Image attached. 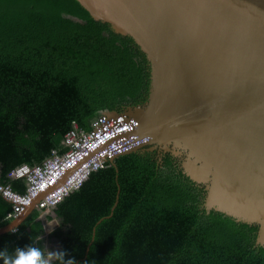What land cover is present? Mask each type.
Instances as JSON below:
<instances>
[{"label": "trees", "instance_id": "trees-1", "mask_svg": "<svg viewBox=\"0 0 264 264\" xmlns=\"http://www.w3.org/2000/svg\"><path fill=\"white\" fill-rule=\"evenodd\" d=\"M150 83V64L134 40L78 0H0V186L25 193L14 169L64 153L74 124L90 130L101 113L144 103ZM158 155L134 151L117 157L118 172L110 162L92 171L52 213L35 208L0 235V249L33 244L48 259L41 237L57 217L49 237L76 264H264L257 226L207 213L203 188L169 152L161 161ZM117 183L113 215L96 225L110 214ZM12 214L0 192V226Z\"/></svg>", "mask_w": 264, "mask_h": 264}, {"label": "water", "instance_id": "water-1", "mask_svg": "<svg viewBox=\"0 0 264 264\" xmlns=\"http://www.w3.org/2000/svg\"><path fill=\"white\" fill-rule=\"evenodd\" d=\"M78 1L131 37L151 67L147 100L113 111L135 118L133 133L148 141L110 164L118 172V156L157 150L161 161L169 152L203 188L201 208L257 226L255 246L264 247V0ZM117 185L110 214L96 225L113 215ZM42 196L0 226V235Z\"/></svg>", "mask_w": 264, "mask_h": 264}, {"label": "built area", "instance_id": "built-area-1", "mask_svg": "<svg viewBox=\"0 0 264 264\" xmlns=\"http://www.w3.org/2000/svg\"><path fill=\"white\" fill-rule=\"evenodd\" d=\"M138 121L124 113L104 112L85 130L77 124L66 134L68 150L53 155L42 164H23L14 169L13 178H25L27 190L18 193L9 186H0L1 194L13 203V214H21L32 201L43 194L36 208H54L71 191L79 189L92 171L103 168L111 158L135 146L145 144L148 137L133 133Z\"/></svg>", "mask_w": 264, "mask_h": 264}, {"label": "clouds", "instance_id": "clouds-1", "mask_svg": "<svg viewBox=\"0 0 264 264\" xmlns=\"http://www.w3.org/2000/svg\"><path fill=\"white\" fill-rule=\"evenodd\" d=\"M12 228L11 231H15ZM65 251H53L49 253V257H55L57 264H76L73 258L65 259ZM0 264H50L49 259H46L42 251L30 244L24 248L17 247L9 252L7 248L0 249Z\"/></svg>", "mask_w": 264, "mask_h": 264}, {"label": "rangeland", "instance_id": "rangeland-1", "mask_svg": "<svg viewBox=\"0 0 264 264\" xmlns=\"http://www.w3.org/2000/svg\"><path fill=\"white\" fill-rule=\"evenodd\" d=\"M48 213H52V208L48 209L45 211L44 214H48ZM60 224V219L55 217L54 219H52L51 221L47 222L45 224L46 227V233L44 236L41 237V246L42 249L47 253V256L49 253H52L53 251L56 250L57 246H58V241L55 238H50L49 234L50 232H52L58 225ZM53 257H49L48 259L49 261H51Z\"/></svg>", "mask_w": 264, "mask_h": 264}, {"label": "bare ground", "instance_id": "bare-ground-1", "mask_svg": "<svg viewBox=\"0 0 264 264\" xmlns=\"http://www.w3.org/2000/svg\"><path fill=\"white\" fill-rule=\"evenodd\" d=\"M107 112H109V113H113V112H111V111H107ZM113 114H115V113H113ZM92 124V123H91Z\"/></svg>", "mask_w": 264, "mask_h": 264}]
</instances>
